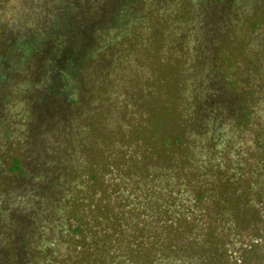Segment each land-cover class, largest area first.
Listing matches in <instances>:
<instances>
[{"label": "rangeland", "instance_id": "374dc122", "mask_svg": "<svg viewBox=\"0 0 264 264\" xmlns=\"http://www.w3.org/2000/svg\"><path fill=\"white\" fill-rule=\"evenodd\" d=\"M67 1L0 0V264H264V0H137L76 67Z\"/></svg>", "mask_w": 264, "mask_h": 264}, {"label": "trees", "instance_id": "16d2710c", "mask_svg": "<svg viewBox=\"0 0 264 264\" xmlns=\"http://www.w3.org/2000/svg\"><path fill=\"white\" fill-rule=\"evenodd\" d=\"M106 2L107 4L112 5L109 10L107 5V8L103 5L99 9L97 6L90 4L88 0H69L62 3L60 7H57L53 18L49 20V23L52 26L51 31L54 35L53 38L58 39L56 43L62 41L64 49L61 48V52L56 51L55 53V50L51 47L49 49L50 60H58L57 62H60V60H63L64 58L70 59L74 63V67L86 62L92 55L91 53H97L94 43L98 44L100 42L103 37V31L107 27L103 21L104 14L112 13L113 17H116L115 22L108 25V28L106 29L109 31H115L120 22L124 23L121 20L125 16V18H128L129 15L133 16V12H136V10L139 11V5H136L137 0H106ZM69 7L74 9V15L68 12ZM88 13L90 14V18L85 19ZM81 18L85 19L82 22V25L81 22H79L82 21ZM75 23H79V27L76 29L73 27ZM85 23H87L86 29L83 30L82 27ZM79 29L81 31H79ZM75 31L78 32L77 35L76 33L74 34ZM91 31L96 35L91 34ZM5 43L6 44L2 43V45H7L6 41ZM50 70H52V68ZM66 71L69 72L70 70ZM62 73L61 76L65 78L68 84H70L68 78L69 75L65 73L66 76H63ZM16 166L18 167V164H16Z\"/></svg>", "mask_w": 264, "mask_h": 264}]
</instances>
